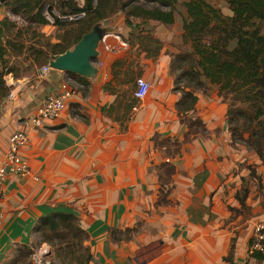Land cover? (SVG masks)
<instances>
[{
	"label": "crops",
	"instance_id": "0c3cea01",
	"mask_svg": "<svg viewBox=\"0 0 264 264\" xmlns=\"http://www.w3.org/2000/svg\"><path fill=\"white\" fill-rule=\"evenodd\" d=\"M76 1L83 4V0ZM180 12L184 14V8ZM178 16L174 26L180 43L182 23ZM4 17L13 20L16 27L27 24L1 6L0 20ZM125 20L124 13L118 12L107 24L100 23L109 29L106 41L110 48L99 43L95 59L102 74L99 81L84 77L86 80L80 82L72 72L44 70L43 66L31 63L30 57L22 61L34 65L27 74L14 77L9 73V93L0 105V165L5 159L8 138L21 130L28 136L20 153L27 160L29 171L25 177L7 173L2 185L0 264L13 246L32 244V230L38 218L52 211L74 213L88 232L92 254L88 264H264V260L246 255L255 224L264 222V191L250 179L246 214L229 210L239 207L234 195L242 185L241 177L247 179L249 173L246 168L239 169L237 163L259 164L256 171L258 168L262 187L264 167L252 151L239 144L232 146L225 121L226 106L214 88L209 95L198 97L194 114L205 121L207 132L183 147L178 172L184 175V185L174 177L175 191L178 196L182 194L181 207L197 209L198 195L200 205L211 208H205L192 220L196 227L188 226L187 220L180 218L179 231H175L177 220L161 214L169 209L167 215L171 216L177 202L156 206L160 184L155 165L162 158L151 140L156 131L179 138L184 131L176 117L174 104L178 94L171 92L169 59L163 54L167 45L155 59L140 52V76L167 81L156 89L158 94L151 93L143 99L126 128L101 111L115 98L103 87L105 83L114 86L117 82L118 77H112V64L122 63L121 54L129 48L131 32L142 29V25L135 27L140 19L130 17L132 25H126ZM41 28L48 30L51 40L56 41L55 25L49 21ZM156 35L160 36L158 32ZM117 74L120 77V66ZM67 91L63 112L34 127L30 118L40 101L47 94ZM138 224L131 234H124L127 228ZM113 232L119 238L112 239ZM158 237L166 240L159 251L151 248ZM232 237L235 244L232 260L228 261L225 257ZM40 249L47 252L48 245L42 243ZM140 249H145L143 260L138 256Z\"/></svg>",
	"mask_w": 264,
	"mask_h": 264
},
{
	"label": "trees",
	"instance_id": "16d2710c",
	"mask_svg": "<svg viewBox=\"0 0 264 264\" xmlns=\"http://www.w3.org/2000/svg\"><path fill=\"white\" fill-rule=\"evenodd\" d=\"M0 1V7H5L12 15L19 16L27 23L16 27L9 17L0 20V105L9 93L4 76L9 73L14 77L20 75L18 70L9 65V57L19 56L23 52L25 46L18 39L24 32L31 34L24 50L28 53L27 58L30 57L31 63L37 67H42L48 65L50 59L72 48L93 25L107 24L112 16L122 12L126 25H132L130 17L141 20L135 26L142 25V29H138L141 43L129 39V45L141 47L145 57L155 59L164 45L152 36L153 31L144 26L149 21L173 26L176 14L179 15L178 10L184 8L181 41L175 52L166 49L163 52L165 58L169 59L171 92L178 94L174 104L176 117L184 131L181 138L164 136L157 131L151 137L154 149L161 153L162 158L156 166L160 184L156 206L174 204L170 197L176 188L173 176L178 170L183 147L185 149L186 144L191 143L197 135L207 132L205 121L194 113L198 97L209 95L213 90L211 87L216 86L214 90L217 95L227 104L225 121L232 146L242 144L255 154L264 167V0H222L229 14L223 13L213 0H83L81 5L76 0ZM45 8L52 17V24L58 30L64 28L61 35L55 36L56 41H52L51 37L47 40L36 30L49 23L44 15ZM55 8L58 15L52 12ZM81 12L84 15L77 20H62L63 16ZM42 38H45L44 41H41ZM33 64H28V68L34 67ZM120 64H112V77H118L117 80L120 79L117 74ZM70 74L80 82L86 80L75 73ZM103 87L115 94V98L110 104L102 106L101 111L120 121L125 129L126 123L132 118L130 110L138 106V99L131 97L122 107V100H118L119 94L109 89L110 83H105ZM245 113L248 120L242 123ZM246 168L249 180L241 177L242 185L234 195L239 207H229L231 212L242 215L247 212L245 198L250 179L262 189L261 176L257 174L255 164L250 163ZM133 228H127L126 231ZM116 233L112 234L114 240L119 238ZM32 234L37 236L39 246L42 243L48 245L44 255L45 260L49 258L47 264H88L92 258L87 243L88 232L80 226L77 216L72 212L52 211L40 216ZM251 239L252 234L248 238V245ZM234 244L235 238L232 237L225 257L228 261L232 260ZM33 253V248L28 245V251L20 252L19 256L23 259L28 256L24 264H32L29 258ZM246 253L248 257L264 260L262 252ZM19 259L14 260L19 262Z\"/></svg>",
	"mask_w": 264,
	"mask_h": 264
},
{
	"label": "rangeland",
	"instance_id": "374dc122",
	"mask_svg": "<svg viewBox=\"0 0 264 264\" xmlns=\"http://www.w3.org/2000/svg\"><path fill=\"white\" fill-rule=\"evenodd\" d=\"M213 2L217 5V7H219L222 10L223 13H225V14H229L230 13L228 8H227V5H226V3L224 1H222V0H213ZM47 5H48V3H47ZM54 11L57 12V9L55 8ZM178 11H179V13H178L179 16L178 17L181 19L183 15L180 12V9ZM45 15H48L50 17V19H52L48 11L45 13ZM144 27H146V29H148L150 31H153V33H152L153 35L152 36L154 38L158 39L159 41H161L162 45H167L166 50H168L169 52H171V51L175 52L176 51V47L178 45V43H177L178 40L177 39L179 37H178V33H177V30H176V27L174 25L173 26H167V25L166 26H164V25H159L158 26V24H156L155 22L152 21V22H147V24ZM36 30L39 33H42L44 36H46L47 40H50V35L47 34L48 30H46L44 32V30H42L41 27L37 28ZM154 30H155V32H154ZM63 31H64V28H59V30H56V32H54L53 35L54 36H56V35L59 36V35H61L63 33ZM156 32H158V34H160V36L159 35L157 36ZM131 33H133V34H131L132 36H131L130 39H132L133 41H136L138 43H141L140 42L142 40L141 39V35H139V33L136 31V29L134 30V32H131ZM30 37H31L30 33L24 32L23 36L21 37V39H18V41L21 40L23 42L24 46H25V48L23 49V52H21V55H19L16 59H12L11 57H9V61H10L9 65H11L16 70H18L20 75L27 74L29 72L28 71L29 70L28 61L27 62H22V61H24V59L27 58L28 53L26 51H24V50H26V48L28 46V43H29L28 39H30ZM44 39L45 38H42L41 41H44ZM32 41H34V40L32 39ZM140 52H141V47L135 46V48H134V47H131L129 45V48L125 52H123L121 54L122 63L120 64V79L117 80V82H116V84L114 86L112 85L111 88H109L111 90H114L116 92V94L117 93L119 94L118 100L119 101L122 100V104H121L122 107H124L125 103L128 102L129 98L135 97V94H134V91H135V80H137L138 78H144V77L140 76L141 70H139L140 66L143 67L142 64L140 65V54H141ZM94 64H96V60L95 59H94ZM9 76H10V74H6L4 76L6 84H8L7 81H9L8 80ZM147 81L148 82L150 81L149 84L151 83V85H150L151 88H149V90L147 91L146 96L143 99H145L151 93H152L153 96L155 94H158L157 93L158 90H156V89H158V88L160 89V87L165 86L167 79L166 78H163L161 80L160 79H156V80L155 79H152V80L149 79ZM211 88H216V86L211 87ZM154 91H155V93H153ZM124 96L127 97V98H124ZM143 99H138V101H139V104H137L138 106L135 109L132 108L130 110L131 116L134 115V112L140 107V104L143 101ZM221 101H222V99H221ZM223 104L225 105L226 103H223ZM225 106L227 107V104ZM122 107H120V108H122ZM123 109H122V112H123ZM122 112H120V113H122ZM244 115H243L242 123L248 120L246 113ZM240 122H241V120H240ZM180 129H182L181 131H183V127L182 126L180 127ZM159 133H161V132H159ZM184 157H185V155H184ZM187 160L188 159L185 157L184 161H187ZM179 162L180 163L178 165V169L182 165L183 159H179ZM237 165H238L239 169H243V168H246L247 164L245 162H241V163L239 162V163H237ZM257 165H259V164H255V166H257ZM156 166L157 165H155V170H156ZM182 168H184V165L182 166ZM156 171H159V170L157 169ZM257 171H258V168H257ZM176 173H177V175L174 174V176H173L174 183H175L174 177H176L178 183L184 185V175H182L181 172H178V170H177ZM247 180H249L248 177H247ZM258 189H261V187L258 186ZM175 190L172 191L171 195H172V197H174V199H175L174 201L177 202L178 206L175 208V211L171 212V216L167 215L168 214L167 212L169 211V209L166 210V212L164 213L165 215H163V213H161L162 216H168L167 219H175V220H177V223L175 224V231H179V229L182 227L181 224H179V219L180 218L182 219V221H184L183 219H186L187 222L185 224H187L188 226L196 227L195 224H192V220L196 219V217L198 215L200 216L201 212H203L205 210V208H207V207L200 205L201 204V199H200V197L198 195L196 197L198 199V201H197L198 202L197 209L192 208V207H190V208L181 207L180 206V198L179 197H181L182 194H180L178 196V193ZM262 190L264 191V187H262ZM208 208H211L210 205L208 206ZM139 225L140 224H138L135 227V229L134 228L133 229L136 230V228H138ZM192 227H189V228H192ZM193 230H194V228H193ZM131 231H132V229L127 230L124 234L127 236L129 233L131 234ZM33 236H34V238L32 240V244L30 246L33 248L34 253L30 256L29 259L31 260L32 264H38L39 261H40L39 262L40 264H47V261H49V258H46V260H45V257H44L45 252H43V249H40L41 245L39 246V240H38L37 236L36 235H33ZM164 242H166V240L164 238L158 237L157 239L153 240V242L151 243V248L155 247L159 251L162 248ZM17 245L13 246L11 251L8 252V254H6V256L3 257L1 264H24V261H28V256L27 257L25 256L26 259H23L22 257L19 256L20 252L21 253H25V252L28 251V244H26V245L17 244ZM158 251H156V252H158ZM144 253H145V249H143V250L140 249L138 256H139V258H141V260L146 258V256H145V258H143L144 257ZM18 258H20L19 262L14 260V259H18Z\"/></svg>",
	"mask_w": 264,
	"mask_h": 264
},
{
	"label": "built area",
	"instance_id": "2783aa9c",
	"mask_svg": "<svg viewBox=\"0 0 264 264\" xmlns=\"http://www.w3.org/2000/svg\"><path fill=\"white\" fill-rule=\"evenodd\" d=\"M1 3V1H0ZM47 12L46 8L44 9V14ZM55 15L56 12L52 11ZM58 15V14H57ZM84 15L83 12L68 16H63L62 19L67 20H77ZM46 18L52 23V19L48 15H45ZM52 18V17H51ZM109 35L105 34L101 41L104 43V47L109 49V45L106 41V37ZM44 70L51 69L49 65L42 67ZM149 82L144 78H138L136 80V88L134 91L135 98L143 99L147 91L150 88ZM68 95V91L60 94H47L39 103L34 116L30 118L34 127L42 126V123L46 120L55 119L58 117L66 107L65 98ZM136 107H134L135 109ZM28 136L25 132L21 130L14 131L7 142V150L5 153V159L0 165V202L4 196L3 193V183L6 180L7 173H13L21 177L28 175V164L27 160L21 155L20 148L26 144ZM247 251L249 253L259 251L264 253V222H258L255 224L252 231L251 244L248 245ZM43 252L46 253L44 249ZM40 262V261H39ZM38 262V264H40Z\"/></svg>",
	"mask_w": 264,
	"mask_h": 264
},
{
	"label": "water",
	"instance_id": "95a60500",
	"mask_svg": "<svg viewBox=\"0 0 264 264\" xmlns=\"http://www.w3.org/2000/svg\"><path fill=\"white\" fill-rule=\"evenodd\" d=\"M108 33L109 29L102 27L100 23L93 25L72 48L50 59L49 67L99 81L102 74L94 64V59L98 57L102 37Z\"/></svg>",
	"mask_w": 264,
	"mask_h": 264
}]
</instances>
